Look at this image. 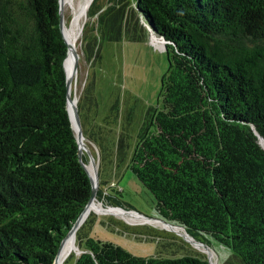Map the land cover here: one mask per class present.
Listing matches in <instances>:
<instances>
[{
  "label": "trees",
  "instance_id": "trees-1",
  "mask_svg": "<svg viewBox=\"0 0 264 264\" xmlns=\"http://www.w3.org/2000/svg\"><path fill=\"white\" fill-rule=\"evenodd\" d=\"M58 15V0H0V264H52L91 194L67 109ZM87 18L86 57L98 39L124 31L141 40L149 27L167 58L161 106L130 154L128 134L114 127L118 96L98 122L84 84L79 116L98 151L97 200L132 209L108 193L121 194L125 165L156 214L242 264H264V0H92ZM82 159L89 163L86 152ZM95 219L90 213L75 234L83 252L74 264H207L195 251L135 255L91 235Z\"/></svg>",
  "mask_w": 264,
  "mask_h": 264
},
{
  "label": "rangeland",
  "instance_id": "rangeland-1",
  "mask_svg": "<svg viewBox=\"0 0 264 264\" xmlns=\"http://www.w3.org/2000/svg\"><path fill=\"white\" fill-rule=\"evenodd\" d=\"M103 1L105 2V0H101V3ZM87 2L88 0L65 2V24L69 29L72 26L74 32L79 34V38L76 40L79 54L76 59L77 71L73 78V94L78 98L81 97L84 84L89 82L88 94L85 95L98 102V122L105 114L109 113L114 97L118 96L120 110L114 127L122 128V131L125 130L124 132L128 134V143H130L128 153L130 154L138 135L148 127L153 111L161 106L160 85L161 76L167 68L166 54L159 42L151 41L147 31L141 40H128L124 37L123 31L121 39L117 41L110 40L111 36L108 35L106 38L98 39L93 57L91 54L86 57L83 28L89 20L87 18L89 5L85 6L83 12L82 8L84 4L87 5ZM78 14L79 17L75 24V17ZM96 42L92 39L89 48L90 46L94 47ZM83 142L87 145L86 140ZM111 171L108 167L103 172L102 189H105L109 184ZM117 181L122 187V192L116 194L114 191H108L110 195L116 196L127 207L132 208L130 210L144 216L151 217L156 214L153 195L125 165H121L119 168ZM100 202L106 206L103 201ZM99 205L98 208L101 209L102 207ZM104 212L94 209L89 212V214H95L96 218L91 224V235L94 233L103 240L119 244L135 255L172 256L183 254L186 251H195L205 255L207 250L211 254V263L215 260V264H242L240 259L234 256L228 248L214 240H210L211 248L194 247L190 241L187 242L182 238L184 236L179 233L184 234V232L180 229L174 228L175 231H172L170 230L172 228H168L162 223L148 222L135 214L131 216L116 211ZM184 238L188 240V238ZM73 242L75 246H68L63 258L60 259V264L75 263L79 246L76 243V238ZM170 243L173 244L170 245ZM81 247L83 248V243Z\"/></svg>",
  "mask_w": 264,
  "mask_h": 264
},
{
  "label": "water",
  "instance_id": "water-1",
  "mask_svg": "<svg viewBox=\"0 0 264 264\" xmlns=\"http://www.w3.org/2000/svg\"><path fill=\"white\" fill-rule=\"evenodd\" d=\"M92 0H88L87 2V5L88 6L90 3H91ZM65 2L66 0H58V4H59V15H58V21H59V28H60V32L64 38V41L66 42V45H67V54H66V57L64 59V69H65V74H66V84H67V109H68V114H69V118H70V121H71V125H72V128L74 130V133H75V136H76V141H77V148H78V159L81 163V165L85 168V170L87 171L88 173V176H89V179H90V184H91V194H90V198L88 200V202L86 203V205L84 206L82 212L80 213V215L78 216V218L76 219V221L73 223V225L70 227V229L68 230V232L66 233V235L64 236V238L60 241L59 243V246L57 248V251H56V254L54 256V259H53V262L52 264H60L61 263V260H60V253H61V250L64 246V243L66 241V239L70 236H75L78 228L82 225V223L86 220L87 216L89 213L88 210H89V207H90V204L94 198L95 195H98L100 196L99 192H98V188H99V184L94 182V180L92 179V177L90 176V173H89V164L91 162H94V161H97L98 162V166H99V160H98V151L96 149V153H97V156L95 158L92 150L90 149L89 147V144L88 142H90L84 135H83V132H82V127H81V122H80V116H79V106H78V97H76L74 94H71V91H70V84H69V78H68V69H67V66H66V59L68 57V43H67V40L65 39V36H64V33H63V29H64V25H65V18H64V9H65ZM147 32H148V35H150V39H152V36H157L161 41H162V44H163V50L164 52H166V47H165V43L166 41L163 39L162 36H159L157 35L152 29H150L149 27H147ZM69 96H72L73 97V105H74V112H73V115H71L70 111H69V108H68V100H69ZM83 140H86L87 141V145L84 149H81V143ZM261 140H264L263 138H260V144L262 146V148H264V144L262 143ZM83 152H86V154L88 155L89 157V163H85L82 159V153ZM98 175H99V167H98ZM100 200L101 197H100ZM103 201V200H102ZM104 202V205L108 206L109 208H112V209H120L122 210L123 212L125 213H128V212H134L144 218H147V219H157L159 221H162L166 224H169V225H172L174 227H178V228H181L183 230H185V228L183 226H180L178 224H175L173 222H170V221H167L165 220L164 218H162L161 216H159L158 214H155L154 216H151V217H147V216H144L134 210H127V209H124L123 207H120V206H112L110 205L107 201H103ZM120 217V216H118ZM122 218V217H120ZM124 219V218H123ZM125 220V219H124ZM187 236L191 239V240H198L196 238H194L192 235H190L186 230H185ZM182 237V236H181ZM185 241L189 242V240L185 239L184 237H182ZM200 241H203L205 244H206V247L207 248H211L208 243L205 241V240H200ZM83 252V250L79 249V253L77 254V256ZM206 255V261H207V264H209V257L207 255V253H205Z\"/></svg>",
  "mask_w": 264,
  "mask_h": 264
},
{
  "label": "bare ground",
  "instance_id": "bare-ground-1",
  "mask_svg": "<svg viewBox=\"0 0 264 264\" xmlns=\"http://www.w3.org/2000/svg\"><path fill=\"white\" fill-rule=\"evenodd\" d=\"M67 2L69 1H71V0H66ZM85 4L83 5V8H82V12L83 11H85ZM79 17V14L75 17V21H74V23L76 24V22H77V18ZM63 33H64V36H65V39L67 40V43H68V48H69V50H68V57H67V59H66V66H67V69H68V78H69V84H70V91H71V94H73V78H74V76H75V74H76V71H77V56H78V54H79V50H78V46H77V44H76V40L79 38V34H76L75 32H74V30H73V27L71 26V28L69 29L67 26H66V24L64 25V29H63ZM151 41L152 42H159L160 43V45L162 46V48H163V44H162V41L157 37V36H152V39H151ZM68 108H69V111H70V113H71V115H73V112H74V105H73V97L72 96H69V100H68ZM262 141V143L264 144V140H261ZM86 147V143L85 142H83L82 141V143H81V149H84ZM97 161H94V162H91L90 164H89V173H90V176L92 177V179L94 180V182H96V183H98L99 184V175H98V169H97ZM97 200V195H95L94 196V198H93V200H92V202H91V204H90V207H89V210H88V212L87 213H89L92 209H94V210H103V211H105L104 213H106V211H112V212H118V213H125V212H123L122 210H120V209H112V208H109L108 206H103L102 205V203L99 201L98 202V200ZM95 202H97L98 204H100L99 205V207H102L101 209H99L98 208V204L97 203H95ZM125 214H128V215H131V216H134L133 214H135L136 216H139V217H142V216H140V215H138V214H136V213H134V212H128V213H125ZM144 218V217H143ZM146 221H148V222H153V221H155V222H159V223H162L163 225H166L168 228L170 227V228H172V229H170V230H172V231H175L174 230V228H176V229H180V230H182L183 232H184V234H182V233H179V234H181L182 236H184V237H186V238H188V240L192 243V245L194 246V247H199V246H203L204 248H207L206 247V244L204 243V242H202V241H200V240H191L188 236H187V234H186V232H185V230H183V229H181V228H178V227H174V226H172V225H169V224H166V223H164V222H162V221H159V220H157V219H155V218H153V219H147V218H144ZM177 232V231H176ZM76 238V236H70V237H68L67 239H66V241H65V243H64V246H63V248H62V250H61V253H60V259H62L63 258V256H64V254H65V252H66V249L68 248V246H70V245H73V246H75L74 245V242H73V239H75ZM80 249V248H79ZM78 253H79V251H78ZM206 253H207V255H208V257H209V264H211V254H210V252L209 251H207L206 250ZM213 260H214V258H213ZM213 264H215V260L213 261Z\"/></svg>",
  "mask_w": 264,
  "mask_h": 264
},
{
  "label": "crops",
  "instance_id": "crops-1",
  "mask_svg": "<svg viewBox=\"0 0 264 264\" xmlns=\"http://www.w3.org/2000/svg\"><path fill=\"white\" fill-rule=\"evenodd\" d=\"M141 224V223H140Z\"/></svg>",
  "mask_w": 264,
  "mask_h": 264
}]
</instances>
